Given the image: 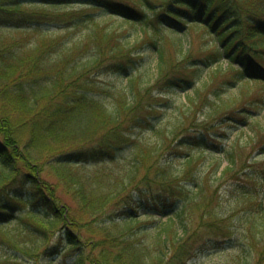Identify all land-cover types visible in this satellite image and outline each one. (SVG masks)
I'll return each mask as SVG.
<instances>
[{
    "label": "trees",
    "instance_id": "1",
    "mask_svg": "<svg viewBox=\"0 0 264 264\" xmlns=\"http://www.w3.org/2000/svg\"><path fill=\"white\" fill-rule=\"evenodd\" d=\"M0 25V264H189L236 215L221 264H264V0H0Z\"/></svg>",
    "mask_w": 264,
    "mask_h": 264
},
{
    "label": "rangeland",
    "instance_id": "2",
    "mask_svg": "<svg viewBox=\"0 0 264 264\" xmlns=\"http://www.w3.org/2000/svg\"><path fill=\"white\" fill-rule=\"evenodd\" d=\"M73 7H69V9H71ZM93 11L96 16L102 21V22H108L110 23L112 26L114 27H120L122 26L123 28L128 27V23L125 22L124 20H121L118 17H115L107 12H104L102 10L99 9H94L91 10ZM34 27H32L31 29H33ZM132 32H137V34L133 37L136 38L137 36L141 35V29L138 27L137 30L135 27H130ZM40 31H43L47 34H55L57 33L58 26L55 25V23L53 22H46L43 23L40 27H39ZM13 32V29L10 26L7 25H0V36H3L5 34H9ZM139 38V37H138ZM148 60H152L151 62V66L153 67V69H156V57L154 53L150 54V58ZM149 62V61H148ZM226 64V63H225ZM148 68V67H147ZM105 80L109 81V82H118L120 81V78L116 77L115 75L112 74H106L105 76ZM168 96L170 98H173L174 100L180 101V99H186L185 93H182L181 95H177L174 93H169ZM243 128V127H242ZM240 127L233 125V124H226L223 125V127L221 128L222 131L229 132V135H227V138L225 140H227V142H230L231 140L235 139L236 137L241 135V129ZM242 130L245 131V133L243 134L242 138V142L243 139H245L247 137L248 134H250V130L245 126ZM227 162L225 161L224 164H226ZM175 164L179 165L180 163L175 162ZM226 187V186H225ZM251 187L255 188L257 190L258 194V198L262 199L264 202V180H256L255 182H253L251 184ZM226 201H228V197L226 198ZM237 215L235 218L230 219L228 222L232 223V226L235 228L234 232L232 233L233 237L230 239L229 242L224 243L221 246H218L216 248L212 247L209 248L207 251H205L202 254L197 255L194 259H191L189 264H221L222 263V259L225 258L229 253L231 254L233 252V250L231 249V247L229 246L230 244H234L235 242H238V232L236 227H239V223L236 221ZM142 219H146V217H142ZM150 220V219H149ZM163 220H165V217H163ZM239 224V225H238ZM238 252V250H237ZM250 257V252L247 251L246 253L243 254V257ZM57 263L61 264L62 261L64 260V256L63 255H59L57 256Z\"/></svg>",
    "mask_w": 264,
    "mask_h": 264
}]
</instances>
